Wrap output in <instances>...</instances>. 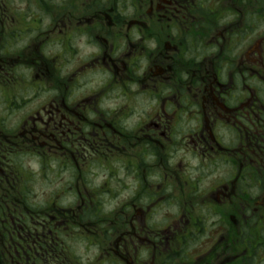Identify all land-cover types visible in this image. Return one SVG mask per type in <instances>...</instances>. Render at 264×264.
Wrapping results in <instances>:
<instances>
[{
  "label": "flooded vegetation",
  "instance_id": "flooded-vegetation-1",
  "mask_svg": "<svg viewBox=\"0 0 264 264\" xmlns=\"http://www.w3.org/2000/svg\"><path fill=\"white\" fill-rule=\"evenodd\" d=\"M0 264H264V0H0Z\"/></svg>",
  "mask_w": 264,
  "mask_h": 264
},
{
  "label": "rangeland",
  "instance_id": "rangeland-1",
  "mask_svg": "<svg viewBox=\"0 0 264 264\" xmlns=\"http://www.w3.org/2000/svg\"><path fill=\"white\" fill-rule=\"evenodd\" d=\"M32 166L35 167L34 165H32ZM36 179H37V181L34 183L35 184L34 185L35 192L38 194L45 193L48 187L44 186V184L40 181V179H41L40 177H37Z\"/></svg>",
  "mask_w": 264,
  "mask_h": 264
}]
</instances>
